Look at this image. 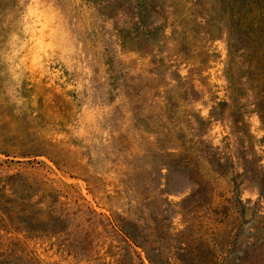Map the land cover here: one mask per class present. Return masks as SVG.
I'll return each instance as SVG.
<instances>
[{
	"label": "rangeland",
	"instance_id": "374dc122",
	"mask_svg": "<svg viewBox=\"0 0 264 264\" xmlns=\"http://www.w3.org/2000/svg\"><path fill=\"white\" fill-rule=\"evenodd\" d=\"M0 264H264V0H0Z\"/></svg>",
	"mask_w": 264,
	"mask_h": 264
}]
</instances>
